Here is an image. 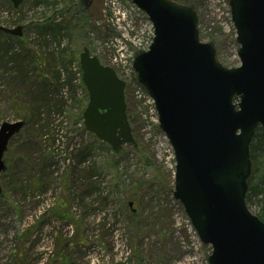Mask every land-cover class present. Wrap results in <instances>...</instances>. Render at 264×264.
<instances>
[{
    "label": "rangeland",
    "instance_id": "rangeland-1",
    "mask_svg": "<svg viewBox=\"0 0 264 264\" xmlns=\"http://www.w3.org/2000/svg\"><path fill=\"white\" fill-rule=\"evenodd\" d=\"M43 1L24 0L16 10L0 0V26L24 28L22 38L0 37V127L26 121L0 175V264H209L212 248L173 196V150L131 70L153 41L149 18L130 0H91L86 12L80 9L87 19L74 40L42 27L71 17L66 4ZM183 5L195 10L200 40L214 46L218 63L240 67L229 0ZM85 47L127 81L137 149L127 145L117 155L83 127ZM63 52L68 59L73 53L72 62L58 59ZM35 62L45 66L36 71ZM248 209L262 214L261 205ZM64 210L69 215L59 216Z\"/></svg>",
    "mask_w": 264,
    "mask_h": 264
},
{
    "label": "water",
    "instance_id": "water-1",
    "mask_svg": "<svg viewBox=\"0 0 264 264\" xmlns=\"http://www.w3.org/2000/svg\"><path fill=\"white\" fill-rule=\"evenodd\" d=\"M10 1L14 9L24 2ZM130 1L154 29L152 45L133 67L174 153V199L201 242L212 248L209 264H264V222L246 203L253 175L250 145L255 131L264 130V0H229L240 46L241 65L234 69L218 63L214 46L201 42L193 8L173 0ZM23 31L0 26V32L18 38ZM80 66L89 96L85 130L115 154L125 145L137 147L126 82L88 48ZM25 126L18 121L0 127V175L7 171L10 141Z\"/></svg>",
    "mask_w": 264,
    "mask_h": 264
},
{
    "label": "trees",
    "instance_id": "trees-1",
    "mask_svg": "<svg viewBox=\"0 0 264 264\" xmlns=\"http://www.w3.org/2000/svg\"><path fill=\"white\" fill-rule=\"evenodd\" d=\"M41 1L44 2L43 0H41ZM78 1H79V8L78 7L75 8L76 2H78ZM174 1L176 2L177 0H174ZM179 2L184 4L186 2V0H179ZM52 3L56 4V5H58L59 3L66 4L67 7L65 8L64 11L69 12V14L71 15L70 20L65 21L61 24H54V21H53L51 23H48L47 25H43L42 27H45L49 32H54V33H57L60 35H62L64 32V34L66 36H68L69 38H72V39L74 38V40H75V37H77V36L73 35V32L78 33L80 31H83L85 28V24H84L86 22L85 19H87L86 16H83L80 14V12H81L80 9L83 12H86L88 10V8H84V6L81 3V0H52ZM73 3H74V8L71 7V5ZM69 4H71V5H69ZM72 17H73V20H72ZM69 35H73V36H69ZM0 37L1 38H7L8 40L12 39L9 36H5L3 33H0ZM72 39H70V40H72ZM18 40H20V39H18ZM50 57H55V56H50ZM74 57L75 56L72 53V57L68 59V58H66V55L63 52L59 55L58 59L63 60L64 62H67V61L72 62ZM12 59H17V58H12ZM58 59L52 58L51 62H54V61L58 62ZM32 65H34L33 67L36 71H39L41 68H43L45 66V65H43V66L40 65L38 62H35ZM66 69H68V67ZM59 77H61V76L59 75ZM128 117H129L131 125H133V121L131 120L129 114H128ZM99 144L101 146L106 147L105 144H102V143H99ZM138 147L139 146H137L136 149ZM137 152L141 154L140 149H138ZM84 153H85V151L82 152V156ZM250 155H251V162H252V168H253V175H252V178L250 179V182H249L248 193H247V197H246V203L248 206L249 205H261L262 214L260 216H258V218L264 222V130L262 128H258L255 131L253 140H252L251 145H250ZM6 165H7V163H6ZM8 169H9V166H8ZM38 183L39 182H36L35 184H38ZM20 185H21L20 183H18L17 181H14V186L16 189H19ZM260 196H261V200H258V198ZM68 215H69V213L67 210H64L63 212H59V216L67 217ZM64 259L65 258L61 259V261H63Z\"/></svg>",
    "mask_w": 264,
    "mask_h": 264
},
{
    "label": "built area",
    "instance_id": "built-area-1",
    "mask_svg": "<svg viewBox=\"0 0 264 264\" xmlns=\"http://www.w3.org/2000/svg\"><path fill=\"white\" fill-rule=\"evenodd\" d=\"M137 94L140 95V98H142V99L145 98V102L149 105L148 106L149 111H150V113H152L155 116L154 119L157 122V120H156V110L154 108L153 102L150 100L148 95L142 89H139L137 91Z\"/></svg>",
    "mask_w": 264,
    "mask_h": 264
},
{
    "label": "flooded vegetation",
    "instance_id": "flooded-vegetation-1",
    "mask_svg": "<svg viewBox=\"0 0 264 264\" xmlns=\"http://www.w3.org/2000/svg\"><path fill=\"white\" fill-rule=\"evenodd\" d=\"M82 5L84 6V7H86L87 6V4L86 3H84V1L82 0Z\"/></svg>",
    "mask_w": 264,
    "mask_h": 264
}]
</instances>
